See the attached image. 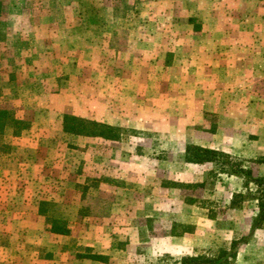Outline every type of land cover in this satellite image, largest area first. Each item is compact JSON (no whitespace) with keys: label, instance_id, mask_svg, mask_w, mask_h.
I'll list each match as a JSON object with an SVG mask.
<instances>
[{"label":"rangeland","instance_id":"1","mask_svg":"<svg viewBox=\"0 0 264 264\" xmlns=\"http://www.w3.org/2000/svg\"><path fill=\"white\" fill-rule=\"evenodd\" d=\"M216 60L224 72L231 60H256L264 73V0H0V264H180L190 256L161 252L172 247L156 238L195 228L175 222L188 216L183 203L192 218L215 221L203 225L196 256L247 236L254 185L184 160L205 127L243 120L225 100L247 81L221 80ZM65 115L123 132L118 141L69 134ZM253 132L236 139L239 155L211 150L261 178ZM239 193L241 207H231ZM131 197L138 206L127 211ZM149 202L162 208L140 220ZM60 226L67 233L51 231ZM142 229L153 241L130 245ZM249 238L234 264H264V228Z\"/></svg>","mask_w":264,"mask_h":264},{"label":"crops","instance_id":"2","mask_svg":"<svg viewBox=\"0 0 264 264\" xmlns=\"http://www.w3.org/2000/svg\"><path fill=\"white\" fill-rule=\"evenodd\" d=\"M254 41H255L254 38L251 39V42H250L251 47H255ZM216 61L221 66L217 65L219 69H216V71L214 72L216 74H219V77L221 78V80L232 77L236 80L242 79V80L247 81L246 89H244L243 87V91L238 90L236 92H234L236 90L234 89L231 92L232 93L231 98H227L225 100L226 109L228 108V105L230 106L229 112L240 113L241 115L243 114L244 116H243V120L241 121L240 115L239 117H236L231 114V117H229L226 120L227 121L226 125L223 128L224 132L220 131L222 130L220 128V125H217V128L215 129V131L207 130L205 127L203 129V146L202 147L206 149H216V150L221 149L224 151L227 150L231 154L239 155L240 150L238 149V144L235 143L236 139L238 140L239 137H244L246 130L251 128L254 131L253 135L257 137V139H254V142L252 145L253 147H255L256 144H259L260 151L258 155L260 156L264 155V126L259 128V131H257L256 129L257 115L260 114L261 109L264 110V73L262 74L256 69V60H247L246 62L245 60H231L232 65L226 67V72H224V68H223L224 60H216ZM240 91H242L244 94H242V92ZM241 97L244 99H241ZM222 101L224 100H221V102L220 100H217L216 103L219 105L221 104V106H223ZM204 103L205 102L203 100V105ZM222 114H223L222 119H225L224 109L222 110ZM259 117L260 116H258V119ZM245 118H246V121H245ZM261 121H263L264 123V116ZM247 133H250V132L247 131ZM225 136L226 138H224ZM245 136L248 138V134H246ZM248 144L250 145V142ZM155 189L159 190L161 188L155 187ZM149 191H150L149 195L148 193H146L148 197H151L152 195H154L153 189ZM133 198L134 197H131V200L126 202L128 205H126L124 208L127 209V211L128 209L132 208L131 206H129L130 204L132 205V204L137 203V206H138V202H137L138 199H135L136 200L135 201V200H132ZM154 203L155 202H149L148 206L144 205L143 207H140V209L137 210V213H138L137 217H142L140 218V220L153 217L155 215V212L159 211L162 208L160 202L159 204H154ZM113 205L120 206V204H118L117 202H115ZM179 208L185 211L186 209H189V213H188V216H185L182 214L183 216H181V218H177L179 220L175 222L185 224V225H192V226H195V228H193L191 232L183 233L182 235H179V236L170 235V236H163V237L156 238V240H158L157 242L158 244L163 243V241H167L168 245L172 247L171 249H168V250L161 249L160 251L171 253L172 255L175 254V255L190 256V257L196 256L198 254L201 255L203 254V225H206L209 222L215 224V221L207 219V216L206 218H203V219L202 217L192 218L190 214L191 213L190 209H192L193 207L191 205H188V204L186 205L185 203H183L182 206H179ZM164 209L170 210V205L168 206L166 205V208L164 207ZM174 209L177 210L178 207H171L172 211H174ZM130 214L132 215L136 213H130ZM203 222H205V224H203ZM144 223H147V222L145 221ZM144 223L140 221L139 226L140 225L143 226ZM250 224H251V221H250ZM250 224H249V227H250ZM249 227H248V231H249ZM263 228H264V225H263ZM263 228L258 229V230H262ZM258 230H256L250 236L249 238L250 243L255 242L254 237ZM149 234H150L149 230H146L144 232L142 229L141 233L137 234V237L133 239L134 242L129 238L130 245L131 243H134L136 246H139L143 243H150L152 238L150 237ZM153 245L157 246L156 244H153ZM118 253L111 254L110 252L109 255H117L119 257H123L122 254H125V251L120 250L118 251ZM236 259L237 261H239V252H237ZM83 262L86 264H101L99 262L91 261V260H84ZM74 263L75 262H73V264Z\"/></svg>","mask_w":264,"mask_h":264},{"label":"trees","instance_id":"3","mask_svg":"<svg viewBox=\"0 0 264 264\" xmlns=\"http://www.w3.org/2000/svg\"><path fill=\"white\" fill-rule=\"evenodd\" d=\"M1 122V120H0ZM63 130L66 133L90 137V138H102L105 140L118 141L121 137L123 130L118 127H113L104 123H99L92 120H86L74 116H64ZM185 162L193 164H206L211 163L216 165L217 169L226 175H233L243 178V188L249 189L250 184L254 185V191L251 192V199L256 202L257 213L252 218L249 227L248 235L240 240H233L228 248H221L215 257L209 256H195V257H183L180 260V264H234L237 257V246L241 242H245L256 230L261 229L264 225V177L253 178L251 171L242 167L241 164L234 162L232 158L223 152L216 150L202 148L195 145H187L185 147ZM264 162V159L260 160ZM249 192V190H248ZM245 199L244 194H234L231 201V207H241V202ZM54 233L65 234L67 230H64L61 226L51 231ZM81 258L94 259V257Z\"/></svg>","mask_w":264,"mask_h":264}]
</instances>
